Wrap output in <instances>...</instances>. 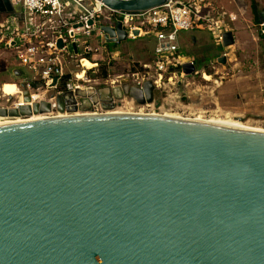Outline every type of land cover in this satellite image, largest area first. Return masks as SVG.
<instances>
[{
  "label": "water",
  "instance_id": "obj_1",
  "mask_svg": "<svg viewBox=\"0 0 264 264\" xmlns=\"http://www.w3.org/2000/svg\"><path fill=\"white\" fill-rule=\"evenodd\" d=\"M102 1L138 14L168 0ZM9 14L24 18L21 0H0V17ZM102 31L106 45L128 38L121 21ZM234 43L226 31L223 45ZM124 96L151 103L155 86L123 79L64 91L57 109L68 116L0 125V264H264V131L162 114L77 115L91 103L112 110ZM48 112L42 101L0 108V117Z\"/></svg>",
  "mask_w": 264,
  "mask_h": 264
},
{
  "label": "built area",
  "instance_id": "obj_2",
  "mask_svg": "<svg viewBox=\"0 0 264 264\" xmlns=\"http://www.w3.org/2000/svg\"><path fill=\"white\" fill-rule=\"evenodd\" d=\"M21 5L22 20L13 14L0 20V62L10 60L11 70L21 67L25 78H13L15 91L11 94L4 91L5 82L0 85V108L33 107L35 103L46 101L51 106V112L45 113L47 116L60 114L56 96L64 91L102 86L114 88L120 86L123 79H127L130 86L141 88L147 80H151L155 92L166 91L169 94L174 89L176 92L182 89L187 94L194 86L200 91L197 80L211 81L219 71L200 69L193 56L185 55L181 48V34L208 28L213 31L216 41L223 45L224 33L233 31L235 43L223 45L224 50L220 53L226 58V63H221L224 66L234 58L237 28L241 20L239 12L217 10L207 0H168L138 14L112 10L102 0H21ZM114 13H118L119 18L114 19ZM118 21L122 22L128 38L152 35L155 46L150 61L138 66L134 64L126 73L111 78L102 74L100 60L119 62L120 56L109 52L108 44L102 43V26H115ZM259 26L264 29V22H260ZM78 34L84 35L85 39H78ZM90 40L94 43L91 44ZM73 43L77 45V52ZM90 53L99 55V59H91ZM68 58H72L73 63ZM87 60L92 66L85 65ZM187 64L195 67L193 74L184 71ZM106 65L109 66V62ZM212 68L216 69L214 65ZM22 81H26L29 100H26L25 90L21 87ZM51 91H54L52 98L49 97ZM121 100H114L115 107ZM154 103H146V106L154 107ZM77 105L86 107L80 97H77ZM109 111L99 102L91 103L90 110L79 109L77 114Z\"/></svg>",
  "mask_w": 264,
  "mask_h": 264
},
{
  "label": "rangeland",
  "instance_id": "obj_3",
  "mask_svg": "<svg viewBox=\"0 0 264 264\" xmlns=\"http://www.w3.org/2000/svg\"><path fill=\"white\" fill-rule=\"evenodd\" d=\"M236 4L241 20L237 28L234 58L228 64L223 66L216 61L224 47L216 41L212 30L203 28L183 32L182 52L197 58L200 69L219 71L211 81L203 78L197 80L200 91L194 86L187 94L182 89L180 93L176 89L169 94L166 91L155 92V103L151 102L154 107L139 104L130 96H124L117 102L115 109L128 113H168L200 120H230L249 128L264 129V29L255 22L253 13V4L258 5L259 11L264 10V0H235ZM112 16L114 19L119 18L118 13ZM192 37L196 38L195 42ZM77 38L85 39L82 34H78ZM90 43L94 42L90 40ZM154 46L152 35L127 38L119 45L108 44L109 52L117 53L120 59L119 62L100 60L105 65L109 62L106 77L113 78L126 73L134 64L138 66L150 61V51ZM89 56L91 59L100 57L93 53ZM68 60L73 63L72 58ZM9 64L10 60L3 59L0 62V85L13 81L12 70L8 71ZM213 65L216 69L212 68Z\"/></svg>",
  "mask_w": 264,
  "mask_h": 264
},
{
  "label": "bare ground",
  "instance_id": "obj_4",
  "mask_svg": "<svg viewBox=\"0 0 264 264\" xmlns=\"http://www.w3.org/2000/svg\"><path fill=\"white\" fill-rule=\"evenodd\" d=\"M85 65L86 66H92V63L90 61H85ZM4 91L6 93H13L15 91V85L12 82H5L4 83ZM109 113H128V112H124V111H118L117 109H113L110 110ZM155 115H157V113H154ZM72 115H76V114H72ZM78 115V114H77ZM162 115H166V116H171V117H179V116H175L173 114H168V113H164ZM64 116H68V114H58V117H64ZM48 117L45 114H39V115H33L30 118H21V117H16V118H0V125L2 124H13V123H18V122H22V121H33V120H38V119H43ZM180 118V117H179ZM200 120V119H197ZM208 122H212V123H217L220 125H225V126H229V127H233V128H239V129H251V130H258V131H264V129L261 128H249L244 126L243 124L239 123V122H232V121H226V120H206Z\"/></svg>",
  "mask_w": 264,
  "mask_h": 264
},
{
  "label": "crops",
  "instance_id": "obj_5",
  "mask_svg": "<svg viewBox=\"0 0 264 264\" xmlns=\"http://www.w3.org/2000/svg\"><path fill=\"white\" fill-rule=\"evenodd\" d=\"M207 1L211 4L212 7L216 8L217 10H225L228 12L237 11L240 13V10L236 8L237 4L235 5V0H207ZM1 18H3V16L0 17V20ZM192 41L195 42L196 38L192 37ZM180 42L181 44L183 43V33L180 36ZM151 52L152 51H150V55Z\"/></svg>",
  "mask_w": 264,
  "mask_h": 264
},
{
  "label": "trees",
  "instance_id": "obj_6",
  "mask_svg": "<svg viewBox=\"0 0 264 264\" xmlns=\"http://www.w3.org/2000/svg\"><path fill=\"white\" fill-rule=\"evenodd\" d=\"M259 9H258V5L257 4H253V13H254V18H255V22L256 23H258V24H260V18H261V16H260V14H259ZM264 36V35H263ZM195 58V57H194ZM195 60L197 61V63L199 62V60L197 59V58H195ZM106 67H107V65H105V64H101V69H102V74L104 75V76H106L107 75V69H106ZM9 72L11 71V69L10 70H8ZM34 85L35 86H37V83H34Z\"/></svg>",
  "mask_w": 264,
  "mask_h": 264
}]
</instances>
